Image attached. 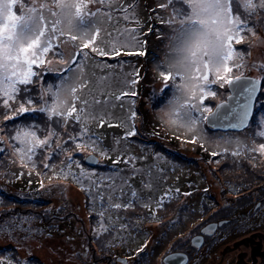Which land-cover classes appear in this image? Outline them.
Returning a JSON list of instances; mask_svg holds the SVG:
<instances>
[{"label":"snow or ice","instance_id":"snow-or-ice-1","mask_svg":"<svg viewBox=\"0 0 264 264\" xmlns=\"http://www.w3.org/2000/svg\"><path fill=\"white\" fill-rule=\"evenodd\" d=\"M159 8H171L169 23L178 24L172 37L170 62L163 68L158 65L165 87L170 84L175 90L165 117L185 134H192L193 138L187 142L195 144L198 120L192 113L212 114V109L204 106L207 97L216 95L209 85L231 84L234 69L243 67L241 50L235 45L248 44L251 48L253 38L264 43L257 28V25H264V0H166ZM131 10L132 6L121 0H0V119L3 121L0 132L12 127V132L6 135L8 142H16L11 146L20 156L22 166L35 168L34 158L39 157L42 167L51 171L55 168L54 158L64 155L61 161L64 167L57 170L58 176L67 178L73 164L83 173L77 154L87 153L79 155L82 161L94 160L91 153L108 154L101 146V137L88 128L92 120L100 127L106 124L125 127V139L137 135L135 111L130 109L126 121L113 125L110 117L98 116L92 111L93 106L102 101L93 99L90 102L79 95L87 87L83 62L89 56L114 58L144 54L135 29L117 28V35L113 36L100 26L115 27L113 21L118 24L121 19H132L128 15ZM102 31L107 40L101 37ZM66 44L74 49L67 59L63 51ZM54 61L62 67L54 66ZM45 73H56L58 82L39 88L38 95L33 96L32 92ZM139 75V72L125 75L121 81L123 88L114 96L116 101L136 95L134 86ZM108 79L111 74L101 78V82ZM103 103H111V100ZM37 104L40 106L36 107ZM241 107L239 122L243 125L252 110L251 92ZM34 112L46 114L44 127L15 126L14 121ZM259 127L258 135L264 139V121ZM3 143L5 140L0 136V144ZM248 152L264 155V142L258 148L246 147L245 153ZM233 155L239 156V150ZM107 187L112 189L111 185ZM149 204L146 201L144 206L149 207ZM109 206L115 209L131 207L111 201ZM13 261L21 264L15 257H9L8 264Z\"/></svg>","mask_w":264,"mask_h":264},{"label":"flooded vegetation","instance_id":"flooded-vegetation-1","mask_svg":"<svg viewBox=\"0 0 264 264\" xmlns=\"http://www.w3.org/2000/svg\"><path fill=\"white\" fill-rule=\"evenodd\" d=\"M133 63L135 68L136 62ZM261 83L264 88L263 79ZM216 86L217 91L223 92L224 88ZM122 88L123 85H114L115 91L120 92ZM124 98L127 102L116 101L120 103H115V110L112 109L115 114L110 123L113 125L126 121L124 107L133 106L129 96ZM95 112L101 115L99 110ZM92 132L101 137V146L108 154L91 153L94 160L90 161L77 158L83 173L76 164L72 165L71 174L65 179L73 188L70 195L64 196L65 203L58 204L67 211V219L60 223L72 226L70 235L60 232L75 250L65 256L67 264H178L176 259H169L172 255L182 256L183 264H248L249 258V264H258L257 257L264 259V247L258 246L261 242L255 239L259 236L257 229L264 227L261 159L251 161L256 173L247 171L236 182V177L227 169L232 165V161L225 160L229 157L217 160L218 157L205 155L199 149L200 154L191 156L194 167H189L174 157L168 158L164 146L144 145L133 139L134 136L125 139V127L107 124L100 127L97 123ZM234 166L248 169L247 164L238 160ZM250 184L256 190L253 201L237 198ZM110 201L131 207L115 209L109 206ZM146 201L150 202L149 207L144 206ZM49 235L46 239H52L51 230ZM250 239H255L250 256L242 257L240 250L234 256L226 255L228 251L249 246ZM222 249L224 255L218 256L217 251Z\"/></svg>","mask_w":264,"mask_h":264},{"label":"rangeland","instance_id":"rangeland-1","mask_svg":"<svg viewBox=\"0 0 264 264\" xmlns=\"http://www.w3.org/2000/svg\"><path fill=\"white\" fill-rule=\"evenodd\" d=\"M121 2L132 6V10L128 13L132 19H121L118 24L113 21L115 27L108 24L100 26L107 29L108 32H111L113 36L117 35V28L120 30L135 29L136 39L140 41V50H142L144 54L132 56L121 55L114 58L98 56L93 58L92 56H89L83 62L85 78L88 83L87 87L79 93L81 98L88 99L90 102L93 99H99L102 101L100 104L93 106V113L98 115L95 110H99V114L104 115V113H107V115L104 116L110 117L111 120H113V114L115 113L112 109L115 110V103H120L116 102L114 99V96L119 94L118 91L114 90V85H122L121 81L124 79L126 74L139 72V81L134 86V91L137 96L134 98L129 95L130 98L128 99L129 101L131 99L130 102L133 103L131 110L137 113L134 120V124L137 129V136L135 135L134 138H138L137 140L144 145L153 147L164 146L167 150L165 154L168 158L174 157L175 161L185 162L189 167H194V163H192L191 158L200 154L199 149H202L205 155H211L213 152H216V157H218L217 160L229 157L225 160L232 161V165H228L227 169L231 172V176L236 177V182L240 181V178L247 171L251 172L252 170L256 173L257 169L251 161L256 162L261 159L260 163L264 166V155H261L259 152L245 153V148L253 146L258 148L259 144L264 142V139L258 135L259 125L262 120L261 118H264V111H259L262 112V114L260 113V116L263 115V117H258L255 120V124L250 123L249 127L239 132L226 131L227 134L219 132V130L216 131V129L214 130L209 128L206 119H203V116L207 117L209 113L205 112L201 114L200 112H193L192 115L198 120V126L195 132L197 143H188L187 141L193 138L192 134H185L183 130L178 129L175 125L169 123L165 117L169 101L172 99V94L175 90L170 84L168 87H165V82L162 81L159 76L160 68L165 67L170 62L172 37L174 36L175 29L178 27V24L169 23V17L172 13V9L168 8L165 10L159 8V4L166 2V0H121ZM177 7H180V5H177ZM257 28L259 35L264 37V25H257ZM101 37L107 40L103 31L101 32ZM251 44L253 45L251 48H249L248 44L235 45L237 49L241 50V54L243 56V70L241 68L234 69L231 76L234 74L237 75L239 73H245L244 76L253 78L256 81L257 79L262 81L264 78V67H262L264 66V43H261L257 38H253L251 40ZM63 51L65 58L67 59L74 49L71 44H66L63 47ZM133 62H136L135 68ZM158 65L160 68H158ZM54 66L62 67L57 61H54ZM109 74H111V79L101 82V78ZM56 82H58L56 73H45L44 77L38 82L36 90L32 92V95L37 96L39 88ZM216 85L220 86L219 83L209 85L210 89L215 91L216 95L214 97H207L204 102V106L210 107L212 110L219 102L222 101V99H226L225 95L227 91L228 95L231 93L228 83H225L222 87V89L224 88L222 90L224 93L217 91L219 88ZM226 85L227 88H225ZM105 100H111V103H103ZM122 101L127 102V99L124 98ZM259 103H262V109H264V88L262 86L256 97L254 113L256 110L261 108H257ZM38 105L39 104L35 106ZM129 110L130 107H124V112H126L127 115ZM28 119L23 116L20 120L14 122V124H19L18 127L26 125ZM2 124L3 121L0 119V125ZM10 132H12L11 126L5 128L3 132H0V136H3L5 140V143L0 144V149L4 150L7 160L13 168L12 171L18 173L19 169L24 168V171L27 172L29 168L22 166L20 163V156L13 151L11 146L13 141L8 142V136L6 133ZM8 148L10 149L8 150ZM209 149L212 153L208 151ZM158 150L162 151L161 148ZM237 150H239L240 155H233V152ZM183 157L185 159H182ZM236 160L242 162L243 164H247L248 169H235L236 166H234V162ZM1 175H3V172H0V178H2ZM58 185L49 186V190L52 187L53 188L49 195L46 196L45 193L43 200L48 199L50 204L55 206L60 203H65L62 200L65 198V195H70V189L73 187L69 183ZM253 185L254 184L246 185V188H244L245 190H241L237 198L253 201L252 196L255 194L254 191H256L254 190ZM2 187H4L3 189L6 188L5 181H0V189H2ZM247 188H249L248 191ZM11 191H14V189L11 188ZM2 208H4V206H2ZM8 208H10V206H8L7 209ZM11 221L13 220L11 219ZM256 229L257 228H255V230ZM69 231H72V226H69L67 223L64 225L62 234L70 235L71 233ZM256 232H258L259 236L255 239L261 242L258 246H261L262 248L264 247V227H260V230L257 229ZM27 235L28 234L25 235L21 233L15 234L14 237L17 236L18 241L17 244L12 243V246L16 247L18 254L24 259L33 257L37 259L36 261H38L39 264H67L65 256H69L71 255V252L75 251L70 243L71 241L64 236L61 237V233L53 234L52 239H46V237L42 238L40 236L37 237V235L31 236L32 239L28 240ZM250 235L251 233L249 236ZM10 239H12L10 233L5 235L3 231L0 232V257L4 254V251L12 252L11 249L5 250V248L11 247ZM254 240L250 239L248 241L250 244L249 246L245 245V247H241L235 251H228L226 255H229V257L234 256V254L238 253L240 250L242 251V257H244V255L250 256V248L255 246ZM217 252L218 256L224 255L223 249L218 250ZM250 260L251 259L249 258L247 262L248 264ZM256 261L258 264H264V259L261 260L260 257H257Z\"/></svg>","mask_w":264,"mask_h":264},{"label":"trees","instance_id":"trees-1","mask_svg":"<svg viewBox=\"0 0 264 264\" xmlns=\"http://www.w3.org/2000/svg\"><path fill=\"white\" fill-rule=\"evenodd\" d=\"M241 69L243 70V67ZM225 88H227V86ZM136 96L137 95H135L134 98ZM39 106L40 105L36 107ZM259 107L261 108L255 111L251 124H255V120L264 115L260 116V113L262 114V112H259L264 111V109H262V103L258 104L257 108ZM24 117L27 119L29 118L26 125L44 127L47 123V116L45 113L34 112L25 114ZM261 119V122L264 121V118ZM18 120H20V118L14 122H17ZM96 124L97 121H89L88 128L92 131ZM18 125L19 124L15 126L18 127ZM14 143L16 142L13 141L12 144ZM17 146L20 145L17 144ZM9 149L10 148H8V150ZM86 154L87 153L77 154V158H79V155ZM64 158V155L54 158L52 163L55 165V168L49 171L42 167V161L37 157L34 158L36 164L35 168L28 166L27 168H29V170L27 172L24 171V168H21L18 173H15V171H12L13 168L7 160L4 150L0 151V172H3L0 181H5L6 183V188L3 189L4 187H2V189H0V230L4 233H10L12 237V239H10L11 247L5 248V250L11 249L12 252L4 251V254L0 257V261H4V264H8L9 257H15L21 261V264H39V262L36 261V258L29 257L24 259L18 254L16 247L12 246V243L17 244L18 241V237H14L15 234H28L27 237L29 240L32 239L31 236L37 235V237L40 236L42 238L49 237L50 230L52 231V234L63 233L64 225L60 223V221H65L67 219L66 209L62 205L54 206L55 208L52 207L53 205H50L48 199L43 200V196L45 193L46 196L50 194L53 187L49 190V186L69 183L65 178L57 175V170L64 167L61 162ZM50 177L54 178L50 179ZM41 183H43V187H41ZM11 188H13L14 191H11ZM2 206H4V208H2ZM8 206H10V208L7 209ZM11 219L13 221H11ZM13 264H15L14 261Z\"/></svg>","mask_w":264,"mask_h":264},{"label":"water","instance_id":"water-1","mask_svg":"<svg viewBox=\"0 0 264 264\" xmlns=\"http://www.w3.org/2000/svg\"><path fill=\"white\" fill-rule=\"evenodd\" d=\"M239 80L234 79L229 84L230 94L225 100L219 102L212 110V114L207 115V125L219 131H241L246 129L253 117L255 102L258 92L262 86L259 79L254 80L247 76H240ZM252 96V110L249 113L247 121L241 125L240 116L242 114V105L247 102L249 93ZM170 260L178 261V264H183L185 259L180 255L169 256ZM180 262V263H179Z\"/></svg>","mask_w":264,"mask_h":264},{"label":"bare ground","instance_id":"bare-ground-1","mask_svg":"<svg viewBox=\"0 0 264 264\" xmlns=\"http://www.w3.org/2000/svg\"><path fill=\"white\" fill-rule=\"evenodd\" d=\"M253 118V117H252ZM251 121H252V119H251ZM251 123V122H250Z\"/></svg>","mask_w":264,"mask_h":264}]
</instances>
